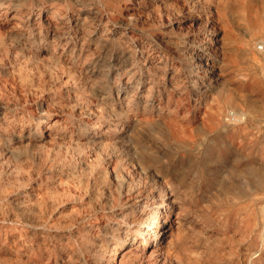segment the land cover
I'll return each mask as SVG.
<instances>
[{
    "label": "rangeland",
    "instance_id": "1",
    "mask_svg": "<svg viewBox=\"0 0 264 264\" xmlns=\"http://www.w3.org/2000/svg\"><path fill=\"white\" fill-rule=\"evenodd\" d=\"M263 41L264 0H0V264H114L117 183L172 195V264H264Z\"/></svg>",
    "mask_w": 264,
    "mask_h": 264
},
{
    "label": "bare ground",
    "instance_id": "2",
    "mask_svg": "<svg viewBox=\"0 0 264 264\" xmlns=\"http://www.w3.org/2000/svg\"><path fill=\"white\" fill-rule=\"evenodd\" d=\"M136 3V2H135ZM45 10V7H41L40 8V12L38 13L39 17L49 25L51 23V21L54 19L53 17H55L54 13L49 15V16H42V12ZM54 12V11H53ZM55 20V19H54ZM57 21V20H56ZM55 22V21H54ZM42 24V22L40 23V25ZM42 26V25H41ZM55 27V25H53ZM58 27V26H57ZM54 29V28H53ZM74 29V28H73ZM56 30V29H55ZM58 30V29H57ZM62 30V29H61ZM61 34V33H60ZM81 34V33H80ZM12 35V34H11ZM53 35V34H52ZM56 36V35H55ZM54 36V37H55ZM59 36V34H58ZM57 37V36H56ZM5 42V41H4ZM77 42V41H76ZM209 41L205 40L201 42V46L200 48L203 49V51H210L211 50V46L208 45ZM262 44L264 45V41L262 42ZM212 51V50H211ZM200 52V51H199ZM51 53V52H50ZM195 53V52H193ZM180 54V53H179ZM71 55V54H70ZM147 55V54H146ZM191 55V54H190ZM210 55V54H209ZM193 58V57H192ZM197 59H195L194 61H192L191 64V69L193 71H196L198 75H200V71L201 69L204 67L208 66V63L205 62L204 63V56L202 54H197V56L195 57ZM80 61V60H79ZM144 67V66H143ZM189 67V70H190ZM207 69V68H206ZM205 69V70H206ZM105 72V71H104ZM128 74V73H127ZM191 74V73H190ZM194 74V73H193ZM200 77V76H199ZM210 85V84H209ZM128 87V86H127ZM152 88V87H151ZM132 89V88H131ZM150 89V88H149ZM148 89V90H149ZM177 89V88H175ZM124 91V89H123ZM142 91V90H141ZM150 93V92H149ZM148 93V94H149ZM101 95V94H100ZM119 95V94H118ZM160 95V94H159ZM129 97V96H128ZM120 99V98H119ZM118 99V100H119ZM125 99V97L123 98ZM130 99V98H129ZM128 99V100H129ZM144 99V98H143ZM126 100V99H125ZM197 100V110H199L201 107L200 105L202 104V100L200 97V93L196 94V99ZM124 101V100H123ZM50 102V101H49ZM125 102V101H124ZM128 102V101H126ZM58 103V102H57ZM2 106V104H1ZM52 106V105H51ZM162 106V105H161ZM5 107V105H4ZM9 107V106H8ZM7 107V108H8ZM48 107V106H47ZM45 108L44 113H49L51 112L50 110H53V108L50 107L49 108ZM142 107V106H141ZM146 107V106H145ZM13 108V107H12ZM120 108V107H119ZM143 108V107H142ZM6 109V108H5ZM115 109V108H114ZM195 109V108H194ZM113 110V109H112ZM6 112V111H5ZM120 112V111H119ZM118 112V113H119ZM132 112V111H131ZM124 113V112H122ZM125 113L128 116V111L125 110ZM124 113V114H125ZM134 116L138 113V112H134ZM145 113V112H144ZM38 114V113H37ZM43 114H38L35 116V120L36 122V129L38 131H41L42 129H44V127H46L49 122L48 120L50 119V117L47 115L43 116ZM132 114V113H131ZM117 115V114H116ZM133 115V114H132ZM139 115V114H138ZM142 115V114H141ZM247 115V114H246ZM53 116V115H52ZM33 117V116H32ZM102 117V116H101ZM79 118V117H78ZM130 118V117H129ZM137 118V117H136ZM136 118H134L132 116L133 121L136 120ZM141 118V117H140ZM100 119V118H99ZM138 119V118H137ZM52 120V119H51ZM127 120V119H126ZM140 120V119H139ZM100 121V120H99ZM130 121V120H127ZM224 121L228 124L233 123L234 121H245V116L244 114H238L236 113V111H229L228 114L224 117ZM131 122V121H130ZM135 122V121H134ZM20 123V122H19ZM237 123V122H236ZM118 124V123H117ZM129 124V123H128ZM127 124V125H128ZM235 124V123H234ZM134 126V125H133ZM236 126V125H235ZM132 128V126H131ZM35 130V129H34ZM120 135V134H119ZM118 139V138H117ZM145 155V154H144ZM146 156V155H145ZM142 157V155H141ZM155 159V158H153ZM141 161L144 163L146 162H150L151 158L150 157H143L141 159ZM155 161V160H154ZM153 161V162H154ZM138 162V160H137ZM140 162V161H139ZM147 163V164H148ZM152 163V161L150 162ZM140 166V165H139ZM142 166V165H141ZM145 166V165H143ZM142 166V167H143ZM135 167V166H134ZM138 167V166H137ZM141 167V168H142ZM82 168V167H81ZM146 170V168H144ZM148 169V167H147ZM70 170V169H69ZM143 170V171H145ZM137 171V170H136ZM141 171V170H140ZM142 171V172H143ZM138 172V171H137ZM141 173V172H140ZM139 173V174H140ZM148 173V172H147ZM260 174V173H259ZM258 174V175H259ZM263 174V173H262ZM261 174V176H262ZM144 175V174H142ZM253 176V174H251ZM115 176V180L117 183V179L119 178ZM257 176V175H256ZM260 177V176H259ZM64 178V177H63ZM140 178V177H138ZM142 178V177H141ZM263 178V177H261ZM12 179V178H11ZM123 180V178H122ZM49 181V180H48ZM121 181V180H120ZM126 183V181H123ZM144 182V181H143ZM122 183V182H121ZM129 183V182H128ZM163 183V182H162ZM161 183V184H162ZM263 184V182H260ZM49 184V183H48ZM131 184V183H130ZM130 184H118L120 185V194L125 196V204L128 205L129 209L131 210L130 214L131 217H128V214H124L123 216V227L125 229V240H121L120 242H118L115 246V248L111 251V257L109 258V262H113L114 264L118 263L120 264L121 259L124 258V256H126V253H134L136 254V251L139 249V251H141V258H143L142 260H144L146 258L145 262L146 264H172V260L168 255V250L166 251L165 248L163 247L164 241L166 236H168V231L171 230L166 228L165 230L163 229V231H161L162 227L164 224L168 225V227L172 226L171 224L173 223L172 221V217L174 215V201L171 200L172 195L169 194V192L164 188L161 187L160 188V192L159 191H150L147 193L151 196L152 199V203L149 204L148 201H146V193H142L141 191H138L140 189H136L134 190L132 188V185L134 186V184L130 185ZM53 185V184H52ZM167 186V185H166ZM113 187V186H112ZM135 187V186H134ZM147 188V187H146ZM145 188V189H146ZM167 188V187H166ZM264 188V187H263ZM144 188H142L143 190ZM153 189V188H152ZM151 189V190H152ZM159 190V189H158ZM21 191V190H20ZM144 191V190H143ZM159 192V194H158ZM154 193V194H152ZM76 194V193H75ZM94 196V195H93ZM107 199V198H106ZM2 200V199H1ZM19 200V199H18ZM109 201V200H108ZM81 203V202H80ZM69 206V205H68ZM84 206V205H83ZM104 207V206H103ZM264 207V206H263ZM78 208V207H77ZM105 209V208H104ZM129 213V212H128ZM261 213V212H260ZM61 214V213H60ZM264 214V211H263ZM122 216V215H121ZM24 218V217H23ZM1 221V220H0ZM264 221V220H263ZM27 226V225H26ZM165 227V226H164ZM173 227V226H172ZM36 228V227H35ZM15 229V228H14ZM262 236V235H261ZM262 238V237H261ZM264 238V237H263ZM87 240V239H86ZM89 240V239H88ZM263 242V241H262ZM15 244V243H14ZM167 245V244H166ZM139 246V247H138ZM141 246V247H140ZM264 246V244H263ZM60 247V246H59ZM111 248V247H110ZM263 251V250H262ZM118 255V256H117ZM264 256V255H263ZM26 258V257H25ZM66 259V258H65ZM78 264V263H77Z\"/></svg>",
    "mask_w": 264,
    "mask_h": 264
},
{
    "label": "built area",
    "instance_id": "3",
    "mask_svg": "<svg viewBox=\"0 0 264 264\" xmlns=\"http://www.w3.org/2000/svg\"><path fill=\"white\" fill-rule=\"evenodd\" d=\"M258 49L264 51V45H259V46H258Z\"/></svg>",
    "mask_w": 264,
    "mask_h": 264
}]
</instances>
